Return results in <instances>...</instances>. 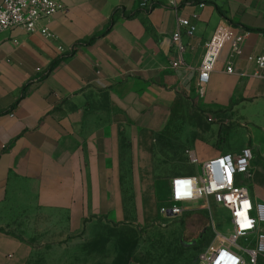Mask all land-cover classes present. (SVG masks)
<instances>
[{"label": "crops", "instance_id": "crops-1", "mask_svg": "<svg viewBox=\"0 0 264 264\" xmlns=\"http://www.w3.org/2000/svg\"><path fill=\"white\" fill-rule=\"evenodd\" d=\"M57 1L66 11L52 19V41L20 29L0 35V264H29L34 251L9 234L11 228H31L36 236L44 225L46 236L59 238L106 219L152 225L165 205L158 194L156 136L192 103L222 109L233 103V124L247 127L245 110L264 99V79L253 78L248 63L264 46V0ZM179 18L197 33L183 36L186 51L175 68L172 36ZM221 21L231 25V38L200 94L204 45ZM237 36H245L243 55L235 74L227 75ZM235 133L219 129L209 146L199 140L192 157L207 152L204 163L251 149L256 171L251 190L246 187L256 204H264V164L255 160L264 156V135L233 151ZM176 177L169 179V192ZM126 187L135 206L130 220L123 212ZM63 223L66 233L57 232Z\"/></svg>", "mask_w": 264, "mask_h": 264}, {"label": "rangeland", "instance_id": "rangeland-1", "mask_svg": "<svg viewBox=\"0 0 264 264\" xmlns=\"http://www.w3.org/2000/svg\"><path fill=\"white\" fill-rule=\"evenodd\" d=\"M219 16L222 14L219 13ZM235 118L233 103L227 109L204 105L199 108L192 103L182 119H172L156 136L155 168L159 199L163 204H167L170 198V178L200 172L203 163L201 158H207V152L204 156L197 155L199 165H190V158L195 156L199 140L202 145L209 146L217 143L219 129L223 134L236 130L231 137L230 150L237 151L254 135L259 136V139L262 133L264 135V99L245 110L244 118L249 126L233 124ZM200 127L201 134L198 132ZM212 127L214 130L209 131ZM256 159L264 164V156L256 155ZM255 171L251 169V176L241 179V183L249 189ZM124 192L126 204L123 212L130 220L135 217L134 199L130 188L126 187ZM253 192L261 200L257 189L254 188ZM203 212L208 214L211 226L200 232L197 221ZM64 225L63 223L57 232L66 233ZM230 230L228 212L213 202L201 201L186 206L184 215L178 219L160 218L157 215L150 226H143L133 219L129 222H112L106 219L85 227L79 234L59 238L46 236L44 225L42 232L36 236L31 228L27 232L13 228L7 232L34 247L29 264H204L202 255L226 245L224 238L230 235ZM197 235L198 241H190ZM260 264H264V261Z\"/></svg>", "mask_w": 264, "mask_h": 264}, {"label": "built area", "instance_id": "built-area-1", "mask_svg": "<svg viewBox=\"0 0 264 264\" xmlns=\"http://www.w3.org/2000/svg\"><path fill=\"white\" fill-rule=\"evenodd\" d=\"M65 11L57 0H3L0 3V35L20 29L28 35H39L52 41L55 38L50 28L52 19ZM231 32V25L221 21L204 45L197 75L200 94L209 86ZM196 33L197 27L189 20L178 19L177 30L172 36V46L179 58L173 62L175 68L181 65L186 51L183 36L193 38ZM244 42L245 36L231 39L227 75L235 74L234 63L243 55ZM248 63L253 67L251 76L264 79V46L261 53L248 58ZM253 159L251 149H245L238 155L220 156L202 163L199 174L176 177L171 182L169 201L159 210L161 218L178 219L184 215L186 206L201 201L213 202L229 213L231 230L230 235L224 238L226 245L202 255L204 264H259L264 259V204H256L248 188L241 184V179L251 176ZM191 164L195 166L199 162L191 157Z\"/></svg>", "mask_w": 264, "mask_h": 264}, {"label": "trees", "instance_id": "trees-1", "mask_svg": "<svg viewBox=\"0 0 264 264\" xmlns=\"http://www.w3.org/2000/svg\"><path fill=\"white\" fill-rule=\"evenodd\" d=\"M54 67V66H53ZM200 220L199 221H197V224L199 225L198 226V230L201 232V231H203V230H207V229H209L210 228V226H211V222H210V219H209V217H208V214L206 213V212H203L201 215H200ZM200 234V233H199ZM198 239H199V235H197V236H195V237H193V239L192 240H190V241H198Z\"/></svg>", "mask_w": 264, "mask_h": 264}]
</instances>
